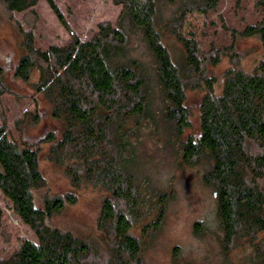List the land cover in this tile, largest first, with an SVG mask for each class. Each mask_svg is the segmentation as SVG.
Returning <instances> with one entry per match:
<instances>
[{
	"label": "trees",
	"instance_id": "1",
	"mask_svg": "<svg viewBox=\"0 0 264 264\" xmlns=\"http://www.w3.org/2000/svg\"><path fill=\"white\" fill-rule=\"evenodd\" d=\"M0 1L8 11L21 12L32 9L39 0ZM47 1L69 29L55 0ZM219 1H185L166 24L183 44L184 67L173 60L157 26L159 0H113L122 6L117 23H100L87 40L74 34L68 44L41 50L35 47L32 35L26 34L25 51L14 75L32 82L34 71L39 72L31 83L33 89L50 101L52 115L64 122V129L60 138L50 132L41 141L30 143L17 141L5 124L0 125V192L38 238L24 240L0 264H144L142 241L133 231L143 197L136 174L123 165L135 151L128 124H139L150 113L149 71L143 61L128 54L136 30L142 32L153 56L166 101L164 118L177 137L192 126L190 108L185 104L187 87L206 88L200 103V132L187 135L180 146L185 162L197 164L207 158L212 163L204 180L216 189L224 241L230 244L242 235L252 241L264 229V185L260 182L264 177V58L252 71L239 66L227 69L217 92L219 78L205 71L210 58H202L196 39L179 29L186 13L206 12ZM240 34L259 35L264 43V20ZM213 61L218 62L219 56ZM26 117L36 122L39 113L27 112ZM40 142L51 143L49 159L63 169L75 188L94 184L107 192L98 227L108 256L101 254L95 238L47 222L75 204L78 196L75 191H42L46 180L40 168ZM167 197L162 194L159 199L160 215ZM3 213L0 204V228ZM256 250L257 264H264V245Z\"/></svg>",
	"mask_w": 264,
	"mask_h": 264
},
{
	"label": "rangeland",
	"instance_id": "2",
	"mask_svg": "<svg viewBox=\"0 0 264 264\" xmlns=\"http://www.w3.org/2000/svg\"><path fill=\"white\" fill-rule=\"evenodd\" d=\"M185 1L188 0H159L157 20L164 43L181 67H184L183 44L166 29V24L179 13ZM55 2L69 29L47 0H39L32 9L21 12L8 11L0 1V125L5 124L14 139L20 142H39L50 132L60 138L64 129V122L53 117L50 101L33 89L31 83L38 79L39 72L34 71L32 82H24L14 75L15 66L25 51L26 34L32 35L35 47L41 50L51 45L68 44L74 34L87 40L97 32L100 23L116 24L122 11V6L113 0ZM263 20L264 0H220L214 9L185 14L179 29L196 39L202 58H210L205 71L207 75L219 78L217 92L221 91L227 69L239 66L252 71L264 58L262 38L240 34L247 26ZM128 49L131 57L144 62L150 75V113L144 115L139 124H128L135 151L123 164L136 174L143 197L133 231L142 241L144 264H257L256 247L264 245V229L253 236L252 241L249 236L242 235L233 243L225 242L217 211L216 189L204 180L212 163L203 158L197 164H189L181 154V140L200 132V103L206 88L187 87L185 104L190 108L192 126L177 137L164 118L166 101L156 78L153 56L140 30L131 34ZM217 56L219 61L214 63L213 58ZM36 111L38 121L26 117L27 112ZM40 147V168L46 180L42 191L52 194L75 191L78 196L75 204L68 205L47 222L95 238L99 241L101 254L108 256L103 232L98 227L101 202L107 192L94 184L75 188L63 169L49 159L51 143L40 142ZM260 182L264 185V177ZM162 194L168 197L160 215ZM0 204L4 209L0 228L2 261L15 253L24 240L37 241L38 238L1 192Z\"/></svg>",
	"mask_w": 264,
	"mask_h": 264
}]
</instances>
